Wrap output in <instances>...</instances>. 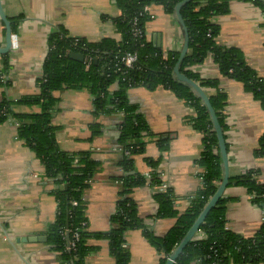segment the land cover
<instances>
[{
  "label": "crops",
  "instance_id": "1",
  "mask_svg": "<svg viewBox=\"0 0 264 264\" xmlns=\"http://www.w3.org/2000/svg\"><path fill=\"white\" fill-rule=\"evenodd\" d=\"M2 5L8 19L17 20L18 47L0 54V72L5 64L8 67L6 83L0 80V102L38 92L36 83L42 74L50 33L62 28L67 35L88 43L103 38L121 40L112 21L120 14L114 0H2ZM210 22L219 28L215 42L240 50L245 63L264 81V11L250 2L232 0L228 12L213 16ZM144 32L146 41L164 55L181 49V26L174 13H167L162 5H148ZM3 46L4 26L0 21V48ZM190 69L204 79H216L226 96L223 114L229 177L257 169L258 180L264 184V154H257L264 133V108L239 81L223 75L211 56ZM116 90L114 83L110 91ZM54 96L56 112L50 125L56 128L58 146L68 152L88 151L99 161L98 169L82 192L88 231L85 244L92 248L85 264H115L108 240L92 234L102 235L111 230V219L122 190L118 179L123 171L118 161L123 115L96 113L92 95L85 88L56 91ZM125 99L134 105L154 136L139 140L144 143V151L131 156L133 172L147 174L151 168L146 159L159 160L158 176L172 191L175 209L181 214L200 181L195 160L201 151L202 136L188 122L191 111L172 91L162 87L152 90L145 86L131 87L125 91ZM16 110L34 114L40 107L19 106ZM156 137L165 141L166 150L158 147ZM52 187L40 159L16 139L14 121L1 122L0 264H60L46 243V231L56 215ZM152 193L149 185H142L133 188L128 196L146 229L162 237L176 219L154 218L157 204ZM222 196L228 201L225 211L228 230L250 237L264 224V207L252 204L244 187L228 186ZM35 237H45V241H28ZM123 239L129 253L127 264H158L162 254L141 231L127 230Z\"/></svg>",
  "mask_w": 264,
  "mask_h": 264
},
{
  "label": "trees",
  "instance_id": "2",
  "mask_svg": "<svg viewBox=\"0 0 264 264\" xmlns=\"http://www.w3.org/2000/svg\"><path fill=\"white\" fill-rule=\"evenodd\" d=\"M180 1L182 0H114L120 10V15L112 18L116 31L121 35L119 42L103 38L98 42L88 43L67 35L62 28L50 33L42 64L43 76L36 83L38 92L15 101L4 99L0 102V123L10 119L14 121L16 139L22 141L40 159L46 177L52 182L51 192L56 199V215L46 231V243L56 253L60 264H85V258L92 250L85 244L88 231L82 192L98 169L99 161L93 159L88 151L68 152L58 146L55 139L56 128L50 125L56 112V91L85 88L92 95L96 113L120 112L123 115L119 130L122 151L118 161L123 171L118 179L122 190L111 219V230L102 235L92 234L93 237H104L108 240L115 264H127L129 253L123 239L127 230L141 231L157 252L162 254L158 264H164L216 190L221 175L217 139L208 113L199 98L175 79L173 68L179 52L169 51L164 55L159 48L147 41L140 45L142 40L131 34V20L134 17L138 18L142 28L148 19V15L139 16L143 6L159 4L167 13L173 14L174 7ZM230 1L232 0H190L180 8V15L187 30L188 49L180 62L179 71L206 92L223 133V110L226 102L224 92L218 88L216 79H204L190 69L207 56L212 57L223 75L239 81L264 108V81L245 63L240 50L215 42L219 28L210 20L213 16L227 13ZM239 1L250 2L264 11V0ZM16 22V19L11 21L13 33ZM71 52L81 53L82 61L71 59ZM124 53H136L137 62L133 69H128L122 74L121 71L115 70V64L118 63V57ZM87 58H90V62L86 68L84 61ZM4 66V71L0 74L5 75L8 67L7 64ZM114 83L117 84V90L110 91V86ZM135 86H145L151 90L162 87L172 91L189 107L191 114L188 116V122L202 136L201 151L195 160L199 171V187L190 195L189 204L181 214L175 209V199L170 188L159 189L162 185L156 170L159 160L146 159L151 168L147 174L133 172L131 156L144 151V143L139 140L154 137L148 132L134 105L128 104L125 99V91ZM211 89L214 93L210 92ZM29 105L39 106L40 111L24 114L16 110L19 106ZM155 143L162 151L166 150L164 140L156 137ZM124 151H127L126 155ZM257 154H264V133L260 138ZM258 175L257 169H250L243 174L231 176L227 187H244L250 202L263 208L264 184L258 180ZM142 185H149L153 189L152 198L157 204L154 218L176 219L175 224L162 237H156L146 229L137 215L136 205L128 196L133 188ZM62 186L63 188H59ZM227 202L223 196L218 200L199 226L198 232H201L203 237L192 238L174 264L264 263V224L250 237H243L228 230L225 219ZM74 230H78L79 239L74 248L67 249ZM66 231L68 239L65 236Z\"/></svg>",
  "mask_w": 264,
  "mask_h": 264
},
{
  "label": "water",
  "instance_id": "3",
  "mask_svg": "<svg viewBox=\"0 0 264 264\" xmlns=\"http://www.w3.org/2000/svg\"><path fill=\"white\" fill-rule=\"evenodd\" d=\"M188 1L190 0H182L179 3H177L176 6L174 7V15L182 29L183 42H182L181 49L179 51L177 62L173 68V73H174L177 83L187 86L194 93V95L197 98H199V100L201 101V103L203 104V106L205 107L208 113L209 119L211 121L212 130L217 139V147H218V153L220 157L221 175H220V179L217 184L216 190L214 191L212 196L207 200V202L204 204L200 213L198 214V216L196 217V219L194 220L190 228L186 231V233L180 239L179 243L172 250V252L168 255L164 264H174L175 263L176 259L181 254L183 248L191 241V239L197 233L199 226L204 221L208 212L216 205L218 200L222 197L223 192L226 189L228 185V180H229L228 156H227L226 142L224 139V133L215 115V112L209 102V98L206 92L202 88H200V86L195 81L188 78L187 76H185L183 73L179 71L180 62L186 55V52L188 49L187 30L182 20V17L180 15V8L183 4L187 3ZM0 21L4 26V46L0 48V54H7L11 49V35L13 32L11 28V21L8 19V17L6 16L4 12L2 0H0ZM69 57L77 61H82L83 55L81 53L71 52ZM59 188H63V186ZM65 236H66V239H68L67 231L65 232ZM22 240L25 241V239H22ZM28 241L44 242L45 237L29 238ZM67 249H69L68 246H67Z\"/></svg>",
  "mask_w": 264,
  "mask_h": 264
},
{
  "label": "built area",
  "instance_id": "4",
  "mask_svg": "<svg viewBox=\"0 0 264 264\" xmlns=\"http://www.w3.org/2000/svg\"><path fill=\"white\" fill-rule=\"evenodd\" d=\"M120 15V14H119ZM146 16L148 15V6L145 5L142 7L141 11L139 12V16ZM131 34L133 37H135L136 39H141L142 41H140V45H143V43H145L146 39H145V32H144V28L140 27L139 23H138V18L134 17L131 20ZM18 47V37L15 33H12L11 35V49L10 50H14L17 49ZM45 58V57H44ZM90 62V58H87L84 63H85V67L87 68ZM137 62V55L136 53H124L123 55L118 57V63L115 64V70L121 71L122 74L128 70V69H133L135 66V63ZM43 76V74H41L40 78ZM0 80H7L6 74L4 75L3 73L0 74ZM120 151H122V148H120ZM124 154H127V151H124ZM167 186L164 185L162 183V185L159 187L160 190H164L166 189ZM73 205H75V203H72ZM203 234L201 232H198L195 234V236L193 237V239H198V238H202ZM79 239V232L78 230H74L72 233V240L68 243V248L72 249L75 247L76 242Z\"/></svg>",
  "mask_w": 264,
  "mask_h": 264
}]
</instances>
